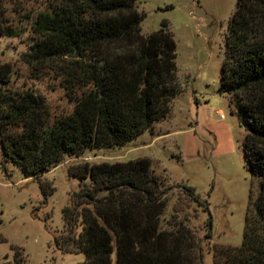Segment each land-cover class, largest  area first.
Wrapping results in <instances>:
<instances>
[{
  "label": "trees",
  "instance_id": "16d2710c",
  "mask_svg": "<svg viewBox=\"0 0 264 264\" xmlns=\"http://www.w3.org/2000/svg\"><path fill=\"white\" fill-rule=\"evenodd\" d=\"M137 2L53 0L49 11L36 14L34 38L20 58L32 70L55 62L74 105L50 121L44 98L8 88L11 65L0 64L4 161L38 177L64 155L121 146L168 115L179 93L175 41L166 20L141 34ZM223 43L217 89L242 117L250 183L241 243L215 247L212 264H264V0L235 1ZM67 172L89 183L61 209L63 231L53 238L59 250L83 254L76 264H202L199 241L184 222L174 218L160 227L166 198L148 158L82 162ZM183 190L198 202L192 187ZM20 256L13 247L12 264H24Z\"/></svg>",
  "mask_w": 264,
  "mask_h": 264
},
{
  "label": "rangeland",
  "instance_id": "374dc122",
  "mask_svg": "<svg viewBox=\"0 0 264 264\" xmlns=\"http://www.w3.org/2000/svg\"><path fill=\"white\" fill-rule=\"evenodd\" d=\"M1 1L0 64L11 65L8 88L41 95L50 121L67 115L74 101L55 62L32 70L20 58L34 38L31 22L37 13L49 11L53 0ZM137 1L143 13L141 34L156 31L166 20L175 41L179 93L168 115L121 146L64 155L38 177L4 161L0 147V264H12L13 247L20 249L24 264L82 261V253L63 252L53 242L63 231L61 209L71 204L73 192L89 184L70 176L68 167L141 157L150 160L151 170L162 180L166 205L161 228H169L175 219L184 222L199 241L202 264H212L215 247L240 245L250 183L241 149L245 131L229 95L217 89L224 34L236 0ZM80 92L76 90V96ZM188 186L198 202L185 194ZM42 190H48L45 196Z\"/></svg>",
  "mask_w": 264,
  "mask_h": 264
}]
</instances>
